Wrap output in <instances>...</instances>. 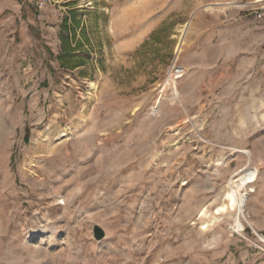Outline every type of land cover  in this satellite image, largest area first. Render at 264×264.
<instances>
[{
  "label": "rangeland",
  "instance_id": "obj_1",
  "mask_svg": "<svg viewBox=\"0 0 264 264\" xmlns=\"http://www.w3.org/2000/svg\"><path fill=\"white\" fill-rule=\"evenodd\" d=\"M260 1L0 0V264H264Z\"/></svg>",
  "mask_w": 264,
  "mask_h": 264
},
{
  "label": "bare ground",
  "instance_id": "obj_2",
  "mask_svg": "<svg viewBox=\"0 0 264 264\" xmlns=\"http://www.w3.org/2000/svg\"><path fill=\"white\" fill-rule=\"evenodd\" d=\"M207 8H211V5L207 6ZM183 42L184 41L182 39L181 42L179 43L177 49H176L177 55H179L181 52ZM169 74H170V77H169L170 83L168 80H166L167 82L163 86V90L161 92L162 93L165 92L166 88L170 86L171 90L173 91L172 102L173 103H179L182 105V101L180 99V94H179L177 86H176L177 85L176 76L178 74H181V71H176V69H174ZM162 99H163V96L160 95L158 97L156 103H155L154 111H158L160 109L161 104H162ZM238 152L246 156L247 161H248V165L237 176L234 177L235 179H236V177H238V179L233 181L232 184L235 183L238 185V187H237V189L231 190V192L227 195L226 200L229 202V205L232 208L238 207L239 210H242L245 206V202L248 199L247 197L249 195V191L247 189V186L254 185L257 182L258 174H257L256 169H251V164L253 163V157H252L251 153L249 151H244V150H238ZM238 191H239V193H238ZM238 194H240V198H238ZM226 208H227V206L225 205L221 208V210L225 211Z\"/></svg>",
  "mask_w": 264,
  "mask_h": 264
},
{
  "label": "built area",
  "instance_id": "obj_3",
  "mask_svg": "<svg viewBox=\"0 0 264 264\" xmlns=\"http://www.w3.org/2000/svg\"><path fill=\"white\" fill-rule=\"evenodd\" d=\"M255 5H258V7L254 10L255 19L258 21H264V0H261L258 3H255Z\"/></svg>",
  "mask_w": 264,
  "mask_h": 264
},
{
  "label": "water",
  "instance_id": "obj_4",
  "mask_svg": "<svg viewBox=\"0 0 264 264\" xmlns=\"http://www.w3.org/2000/svg\"><path fill=\"white\" fill-rule=\"evenodd\" d=\"M93 236L96 241H102L106 238V233L101 227L95 226L93 229Z\"/></svg>",
  "mask_w": 264,
  "mask_h": 264
},
{
  "label": "crops",
  "instance_id": "obj_5",
  "mask_svg": "<svg viewBox=\"0 0 264 264\" xmlns=\"http://www.w3.org/2000/svg\"><path fill=\"white\" fill-rule=\"evenodd\" d=\"M235 1H239V0H235Z\"/></svg>",
  "mask_w": 264,
  "mask_h": 264
}]
</instances>
